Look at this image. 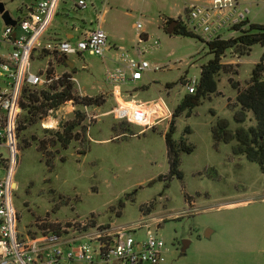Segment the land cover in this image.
I'll use <instances>...</instances> for the list:
<instances>
[{"label":"rangeland","instance_id":"374dc122","mask_svg":"<svg viewBox=\"0 0 264 264\" xmlns=\"http://www.w3.org/2000/svg\"><path fill=\"white\" fill-rule=\"evenodd\" d=\"M194 1L95 0L86 10H79L74 0L61 1L51 37L70 32L75 43L85 30L97 28L108 10L103 30L115 34L118 45L131 55L140 45L147 50L145 60L165 69L144 73L138 84L113 86L106 82V74L121 65L114 50L106 52V61L88 54L69 56L74 71L53 56V63L61 66L50 65L44 73L56 78L52 84L68 74L77 83L75 94L103 96L104 103L85 108L66 103L20 132L14 175L18 187L13 196L20 234L34 238L74 222L87 223L89 230L148 219L150 234L166 244L163 264H264V172L245 156L235 155L233 144L217 143L212 135L219 119H228L232 130L237 127L233 122L237 92L246 87L261 60L264 49L260 45L242 58L227 52L222 63L232 69L219 75L217 93L190 117L184 113L176 119L174 139L187 142L193 152L180 154L182 178L170 176L166 134L173 112L189 95L184 83L199 80L202 66L213 59L202 37L171 36L165 30L168 19L188 23V7ZM33 2L0 0L14 20L25 18ZM241 4L242 10H250V22L264 24V0H242ZM138 23H142L146 42L138 40ZM5 27L0 14V36ZM231 34L223 32L225 38L237 36ZM155 41L159 48L152 47ZM43 55L35 56L33 72L43 65L37 61ZM78 112L85 115L81 124ZM73 123L78 125L69 148L53 147L56 138L44 130L63 133ZM23 138L30 147H23ZM42 141L47 143L44 154L38 149ZM3 151L10 159V149ZM207 230L213 231L209 239L204 236ZM148 236L144 229L135 234L140 242ZM185 241L190 244L183 253Z\"/></svg>","mask_w":264,"mask_h":264},{"label":"built area","instance_id":"2783aa9c","mask_svg":"<svg viewBox=\"0 0 264 264\" xmlns=\"http://www.w3.org/2000/svg\"><path fill=\"white\" fill-rule=\"evenodd\" d=\"M61 1L38 0L32 12L18 20L17 27L6 26L0 36V81H3L0 87V264H163L166 260V244L150 234L148 219L118 228L99 226L89 230L87 223L74 222L59 232L48 231L34 238L18 232V212L13 204V196L16 190L14 175L18 165L16 125L22 111L20 98L25 84L47 88L56 79L44 74H33L32 55L39 49L62 59L84 54L106 58L109 49L108 35L100 26L88 31L75 43L69 39L43 43L41 37ZM74 2L79 10H86L93 5V0ZM241 2L208 0L199 4L195 0L188 7V23L185 26L205 42L228 39L223 36L224 31L235 35V28L249 21L250 10H242ZM136 28L139 42H146L141 34L142 23H138ZM159 46L157 41L152 45L155 49ZM134 51L135 55H131L121 50L118 56L121 65L106 74L109 85L137 82L148 71L165 69L164 66L145 60L147 50L140 45H136ZM198 85L199 80L196 78L186 81L188 94H195ZM4 148L10 149V159L5 157ZM142 229L149 236L140 242L136 240L135 234Z\"/></svg>","mask_w":264,"mask_h":264},{"label":"trees","instance_id":"16d2710c","mask_svg":"<svg viewBox=\"0 0 264 264\" xmlns=\"http://www.w3.org/2000/svg\"><path fill=\"white\" fill-rule=\"evenodd\" d=\"M173 21V19H168L165 22L166 31ZM235 30L237 31L236 37L205 42L209 54L213 56V59L202 66L196 93L189 94L173 112L170 128L166 134L170 176L182 178L180 154L193 152V148L187 142L182 140L179 143L174 139L176 119L184 113H186L187 117H190L194 109L199 107L204 100L210 99L211 96L217 93L219 75L223 71L229 73L228 69H232L231 65H224L222 63V59L226 56L227 52L232 51L237 57L242 58L249 56L252 47L255 45H260L264 49V24H254L247 21L237 26ZM173 35L201 39L191 32L182 20L176 26L171 36ZM202 41L204 42V40ZM42 52L45 54V56L43 55L44 58L50 55L45 50ZM65 59L67 60L68 58ZM72 70L74 71V68ZM71 79L70 75L64 74L59 82L47 88H38L29 84L24 85L20 98L22 110L20 115H24V119L22 120L21 116L17 119V139L20 132L39 124L49 113L56 112L66 103L73 102L82 108L90 106L101 107L103 105V96L81 97L75 94L76 84ZM59 87H62V89L59 90ZM236 107L233 122L237 127L232 130L231 122L228 119H219L212 127L213 138L217 143L233 144L232 150L235 155L245 156L250 162L258 164L264 172V52L261 60L255 64L252 70L249 83L245 88L238 90ZM78 117L80 118L79 124H81L85 115L78 112ZM248 122L252 124L246 126ZM77 125L73 123L71 126L65 127L63 133L51 130H44V132L52 133L53 138H56L55 142L52 140L53 147L59 145L61 150L65 151L73 141L71 134ZM187 132L190 133V130L188 129ZM27 141L25 138L21 140L24 148L31 146L25 144ZM20 145L18 144L19 150ZM46 145L47 143L44 141L39 143L38 149L42 154H44ZM45 160L47 165H50V162L47 159ZM141 210L143 211V209ZM60 230L59 228V230L53 231L59 232Z\"/></svg>","mask_w":264,"mask_h":264},{"label":"crops","instance_id":"0c3cea01","mask_svg":"<svg viewBox=\"0 0 264 264\" xmlns=\"http://www.w3.org/2000/svg\"><path fill=\"white\" fill-rule=\"evenodd\" d=\"M36 1H38V0H35V2H33V4H32V6H30V8L28 9L29 10V12H32V9L35 7V4H36ZM94 1L95 0H93V6H94ZM59 8V7H58ZM57 12H58V9H57V11H56V14H55V16L57 15ZM108 15V10H106L105 11V13L100 17V20H99V23H98V26L97 27H101L102 28V24H104L105 23V20H106V16ZM27 16V15H26ZM55 16H54V18H55ZM54 18L52 19V21H51V23H50V25L47 27V30L45 31V33H44V35L41 37V40H42V42L43 43H46V42H49V41H52V40H65V39H69V40H72L73 38H74V36L72 35V33H70V32H68L67 34H65V36L64 37H62V36H55V37H51L50 36V34H49V32L52 30V26H53V22H54ZM250 21V20H249ZM252 23V22H251ZM96 29V28H95ZM103 29V28H102ZM88 31H92V30H88ZM87 30H85V34L88 32ZM142 34V33H141ZM108 35V34H107ZM142 35H144V34H142ZM144 37V36H143ZM108 38L110 39H112V43H110L109 42V49H108V53H110V54H113V52H112V50H114L115 52H116V54L118 53H120L121 52V50H125L124 48H123V46H119L118 45V38L116 37V35L115 34H109L108 35ZM144 39L147 41L148 40V38H145L144 37ZM135 48V47H134ZM134 48H133V52H134V54H135V51H134ZM43 50H35L34 51V53H33V55H32V62H34V58H35V56L37 55V56H41V52H42ZM53 55L52 54H50V55H48L45 59L43 58L42 60L41 59H39V60H37V61H40L41 63H43V65L42 66H39L37 69H36V71L35 72H33L32 71V66H31V71L33 72V74H44L45 72H46V70L49 68V66L50 65H53L54 67H56V69H57V67H59V66H61L60 64H56L55 62L53 63ZM118 58V57H117ZM105 61L107 60V56H106V58H103ZM68 61H70V62H72L70 59H69V57H68V59L66 60H64L63 59V62L65 63V65L66 66H68L67 68L68 69H70V70H72L73 68H70V66L68 65ZM52 63V64H51ZM31 65H32V63H31ZM52 67V66H51ZM63 67V66H62ZM75 69V68H74ZM43 72V73H42ZM143 80V79H142ZM142 80H140V81H137V82H133V83H136V84H138V83H140ZM74 81L75 82H77L75 79H74ZM129 83H132V82H129ZM76 85H77V83H76ZM3 85H1L0 87H2ZM119 90H114L113 91V93L114 94H119ZM82 95V94H81ZM83 96H86V95H83ZM91 97V96H90ZM55 124H56V121H55ZM15 181V180H14ZM15 183H16V181H15ZM17 184V183H16ZM17 187H18V184H17ZM18 223H19V221H18Z\"/></svg>","mask_w":264,"mask_h":264},{"label":"water","instance_id":"95a60500","mask_svg":"<svg viewBox=\"0 0 264 264\" xmlns=\"http://www.w3.org/2000/svg\"><path fill=\"white\" fill-rule=\"evenodd\" d=\"M0 14H1V16H2V18H3V20H4L6 26L17 27V25H18V20H14V19L12 18L10 12H9L8 10H6L5 5L2 4V3H0ZM178 25H179V22H178V21H173V22L170 24V26L168 27L167 33H168L169 35H172L173 32H174V30H175V28H176V26H178ZM15 37H16V34H14V38H15ZM67 63H68V65L70 66V68H73V67H74V63H73V62L68 61ZM14 188L17 189V184H16V183L14 184ZM212 234H213V231H212V230H207V232L205 233L204 236H205V238H208V239H209V238L211 237ZM189 244H190V242H187V241H185V242L183 243V249H182V252H185V251H186V249L188 248Z\"/></svg>","mask_w":264,"mask_h":264},{"label":"flooded vegetation","instance_id":"af4514ba","mask_svg":"<svg viewBox=\"0 0 264 264\" xmlns=\"http://www.w3.org/2000/svg\"><path fill=\"white\" fill-rule=\"evenodd\" d=\"M36 3H37V1H36ZM182 249H183V246H182ZM184 253V252H183Z\"/></svg>","mask_w":264,"mask_h":264},{"label":"bare ground","instance_id":"6f19581e","mask_svg":"<svg viewBox=\"0 0 264 264\" xmlns=\"http://www.w3.org/2000/svg\"><path fill=\"white\" fill-rule=\"evenodd\" d=\"M49 127H51V126H49Z\"/></svg>","mask_w":264,"mask_h":264}]
</instances>
